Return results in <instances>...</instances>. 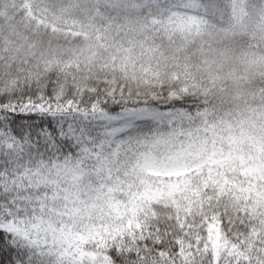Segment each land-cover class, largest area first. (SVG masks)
Segmentation results:
<instances>
[{
	"label": "snow or ice",
	"instance_id": "snow-or-ice-1",
	"mask_svg": "<svg viewBox=\"0 0 264 264\" xmlns=\"http://www.w3.org/2000/svg\"><path fill=\"white\" fill-rule=\"evenodd\" d=\"M0 264H264V0H0Z\"/></svg>",
	"mask_w": 264,
	"mask_h": 264
}]
</instances>
